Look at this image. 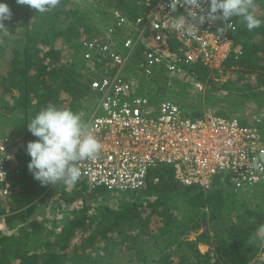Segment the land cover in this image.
<instances>
[{
    "label": "trees",
    "instance_id": "trees-1",
    "mask_svg": "<svg viewBox=\"0 0 264 264\" xmlns=\"http://www.w3.org/2000/svg\"><path fill=\"white\" fill-rule=\"evenodd\" d=\"M2 1L11 10L23 12L28 8L17 5L16 0ZM144 1L117 0L110 6L114 11L134 17L142 13ZM67 2L68 0H61L63 6H66ZM256 4L255 15L262 21L259 28L249 31L243 22L233 18L238 26L236 45L240 46L242 54H232L224 62V71L237 67L243 72H258L259 83L264 86V15L258 12L259 8H264V0H256ZM114 11L107 15L105 23L100 27H87L82 24L86 26L84 36L76 33L80 26L77 19L65 29L55 27V18H58L61 12L76 15V11H59L55 8L48 12V15L46 13L47 16L44 13L37 31L41 30L44 34L41 38L42 45L48 49L45 52L34 43L31 44L32 53L24 57L17 51L12 54L6 80L8 94L18 91V102H21L26 112L28 109L33 110V116L49 102L57 107L69 108L73 112L89 109L95 95L89 86L91 79L83 72L85 62L81 55L80 41L107 30L113 24ZM59 38L62 39V45L69 46L68 55H64L62 49L55 47ZM171 43L174 41L171 40ZM172 46L174 48L175 45ZM182 69L194 82L205 83L215 78L201 64L182 65ZM166 77L169 76L156 75V87L150 84L147 87L149 95L158 102L159 98L166 99L171 96L169 92L162 90V86L167 85ZM176 103L179 104L178 100ZM216 114L225 115L223 112ZM198 115L200 113L196 114ZM241 124L246 125L242 122ZM2 137L4 136H0ZM32 137L34 136L30 132L26 134L23 149L15 148V143L12 142L16 160L21 164L16 175L17 192L8 201L14 202L15 208L11 211L17 213L10 215L7 223L9 226L18 219L23 225V235L16 237L13 234H0V264H93V252L98 253L101 250L117 256L110 257L114 260L109 262H112L111 264L121 256L134 264H246L248 258H254L260 249L259 240L250 243L245 241L253 235L259 225L264 224V209L244 208L234 197L237 190L233 187L235 191L223 188L226 183L221 181H215L208 191L196 186H185L177 180L174 167L169 165L151 170L145 187L134 192L115 193L104 191L102 188L91 189L84 181H77L74 186H66L63 182L52 185L56 186L53 191L71 189L72 194L64 193L65 197H70L73 201L81 200L83 206L75 210L72 217L66 218V224L59 231L42 228L44 223L36 219L27 223L35 213L37 202L48 197L52 188L51 185L41 186L28 171L27 165L31 157L26 153V145L33 141ZM94 196L101 197L100 201L102 198L108 201L91 209L86 198ZM115 199L118 200L116 204L113 203ZM181 203H187L190 213L193 211L188 220L180 219L178 209ZM234 216L244 223L242 228L232 226L225 230L224 225L219 226L221 221ZM204 217L212 223L215 222L213 229L217 235L213 246L217 258L212 259L210 254H202L198 249V242L207 240L209 232H203L195 240H187L186 237L188 231L200 228L201 219ZM173 233L184 236L182 240L176 239L174 250H171L173 245L170 243L166 248L160 249L153 259L145 257L143 247L152 248L154 243L161 244ZM76 238H80L77 243L74 241ZM130 246L133 250L129 249ZM134 249L136 254L131 255L129 251ZM239 255L243 257L235 260L234 257ZM260 263L264 264V259H261Z\"/></svg>",
    "mask_w": 264,
    "mask_h": 264
},
{
    "label": "built area",
    "instance_id": "built-area-1",
    "mask_svg": "<svg viewBox=\"0 0 264 264\" xmlns=\"http://www.w3.org/2000/svg\"><path fill=\"white\" fill-rule=\"evenodd\" d=\"M168 3L145 0L142 13L134 17L114 11L106 32L80 41L83 72L98 100L93 110L91 102L85 119L103 148L97 159L79 162L78 181L91 189L134 192L145 187L151 170L169 165L183 185L204 191L216 178L236 190L264 184V171L251 167L253 157L264 150L262 128L211 112L194 119L175 101L158 102L149 95L147 87L155 84L156 75L201 64L217 79L224 62L242 54L234 20L198 24L199 39L178 37L166 19L186 12L178 7L172 14ZM195 86L204 88L199 82ZM19 169L12 140L0 138V172L5 174H0V208L17 192Z\"/></svg>",
    "mask_w": 264,
    "mask_h": 264
},
{
    "label": "rangeland",
    "instance_id": "rangeland-1",
    "mask_svg": "<svg viewBox=\"0 0 264 264\" xmlns=\"http://www.w3.org/2000/svg\"><path fill=\"white\" fill-rule=\"evenodd\" d=\"M116 1L117 0H68L66 6H63L60 3L57 7L59 11L72 10L76 11L77 14L68 15L61 12V15L58 18H55V27L65 29V27H67L70 23L75 22L77 19L80 26L77 28L76 33L79 32L80 35H83L86 33L84 30V27L86 26H82V24H86L87 27H100L103 25L107 19V15H110V12L114 11L113 7L110 5ZM0 3H3V1L0 0ZM11 12L12 19L4 21L5 26L8 28V35H4L3 32H0V136H8L12 142L15 143V148L23 149L25 145V136L29 132L27 130V124L35 116H33V110L29 111L28 109L26 112L24 106L21 105V102H18V91H14L13 94H8L6 90L7 74L10 69V62L13 56L12 54L15 51L19 52L20 55L24 57L28 53H32L31 44L36 43L37 46L42 48L45 52L48 47L42 45L41 38L44 35L42 31H37V29L40 28V21L42 20L44 14L38 13L36 10L30 9L29 7L24 9L23 12L15 10H11ZM258 12L259 14L264 15V8H259ZM47 15L45 13V16ZM50 19L54 20V18ZM47 28L48 27H46L45 30ZM61 40L62 39L60 38L57 40L58 43H55V47L62 49L64 51V55H68L69 46L62 45ZM168 76L169 77H166L167 85L162 86V90L163 92H169L168 94L171 96H167L166 99L159 98L160 102L167 99L175 102L178 100L179 105L184 112L189 116L194 117V119L208 112H223L225 113L224 116L229 115L237 117L243 124L257 125L264 130V86H261L259 83L258 72H243V70L234 67L229 71H223L222 74L218 75L217 79H211L203 83L204 88L201 91L196 88V82H194L190 75L184 70ZM153 86L154 88L156 87L155 84H153ZM12 95L13 97H11ZM97 102V98L93 97L92 110L96 106ZM87 110L84 111L82 109V112L86 114ZM198 113H200V115L196 116ZM32 138L33 141L36 140V138ZM216 179L217 181H220L219 178ZM55 187L51 188L52 193L50 191L48 197L46 196L44 199L37 202L35 213L26 221L27 223L36 219L44 223L42 224V228L46 227V230L55 229L59 231L62 226L66 224V218L68 216L72 217L74 211L83 206L81 200L73 201L70 197H65L64 193L68 195L70 193L72 194L71 189H57L53 191ZM232 187L233 186L229 182L223 186V188H227V190L232 189L235 191ZM103 190L106 191L104 188ZM235 192L236 195L234 197L243 204L244 208L264 209V184L263 186H254L248 191L238 189ZM100 198L101 197L96 196L86 198L91 209L95 208L96 205L100 206V203L104 204L108 201L106 198H102L100 201ZM13 203V201L7 202L0 208V223L4 225V230H0V234H13L16 237H19L23 235L21 231L23 225L19 223L18 219H16L9 226L7 223L8 217L17 213L15 211H11V209L15 208ZM113 203H118V200H113ZM239 205L241 206V204ZM179 206L178 210L180 212V219L182 221L183 219L188 220V216L192 215L193 211L190 213L187 203H181ZM220 225H224L226 228L225 230H229L232 226H236L237 229H240L244 223H242L240 219H236L234 216L221 221L219 226ZM214 226L215 222L212 223L209 219H207V217H204L201 219L200 228L196 231H188L186 235L187 240H195L198 235L203 232H209L207 240L204 242H198V249L202 254H210L212 259L218 257L213 246L216 242L217 235L216 231L213 229ZM18 229L20 230L17 232ZM183 237V235L173 233L161 244L160 242L159 244L154 243L152 248L143 247L145 249L144 255L146 258L151 260L159 254L160 249L166 248L170 243L173 245L171 250H174V247H176V239L182 240L184 239ZM79 239L80 238H76L74 241L77 243L79 242ZM250 242L253 241H250L249 237L245 243ZM99 243L101 242H98V244ZM260 243L261 246L259 251L256 253L254 258L248 256L250 258H248V260L246 259V264H262L260 263V260L264 259V242L260 241ZM129 249L133 250V247L130 246ZM70 252H72V250H70ZM129 252L131 255L136 254L135 249L134 251ZM93 256H95L92 261L93 264H111L114 260L110 257H117L109 252H106V250H101L98 253L93 252ZM242 257V255H239L237 258H234L236 260ZM245 258L246 256L243 259ZM175 259L177 262L178 258L176 257ZM110 261L112 262L109 263ZM113 264L134 263H129L127 258H122L121 256ZM224 264H232V262H226Z\"/></svg>",
    "mask_w": 264,
    "mask_h": 264
},
{
    "label": "clouds",
    "instance_id": "clouds-1",
    "mask_svg": "<svg viewBox=\"0 0 264 264\" xmlns=\"http://www.w3.org/2000/svg\"><path fill=\"white\" fill-rule=\"evenodd\" d=\"M16 3L44 14L57 8L61 0H16ZM164 6L160 5L161 8ZM167 7L172 14L178 7L185 9L186 15H169L166 20L178 37L189 39H199L197 25L205 22L215 24L219 21L224 25L238 18L249 31L259 28L262 23L255 15L256 0H169ZM11 19L10 7L0 3V32L4 35H8L4 21ZM27 130L38 138L26 145V153L31 157L27 168L41 186L53 187L58 182L74 186L81 176L79 162L97 159L103 148L84 112H73L52 102L28 122ZM251 167L264 171V150L253 157ZM256 240L264 242V224L259 225L250 237V241Z\"/></svg>",
    "mask_w": 264,
    "mask_h": 264
}]
</instances>
